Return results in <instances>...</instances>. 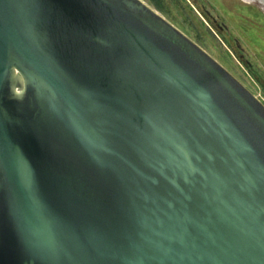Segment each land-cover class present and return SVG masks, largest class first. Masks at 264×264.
<instances>
[{"label":"water","instance_id":"water-1","mask_svg":"<svg viewBox=\"0 0 264 264\" xmlns=\"http://www.w3.org/2000/svg\"><path fill=\"white\" fill-rule=\"evenodd\" d=\"M0 264H264V103L145 0H0Z\"/></svg>","mask_w":264,"mask_h":264},{"label":"rangeland","instance_id":"rangeland-1","mask_svg":"<svg viewBox=\"0 0 264 264\" xmlns=\"http://www.w3.org/2000/svg\"><path fill=\"white\" fill-rule=\"evenodd\" d=\"M264 103V9L244 0H145Z\"/></svg>","mask_w":264,"mask_h":264},{"label":"flooded vegetation","instance_id":"flooded-vegetation-1","mask_svg":"<svg viewBox=\"0 0 264 264\" xmlns=\"http://www.w3.org/2000/svg\"><path fill=\"white\" fill-rule=\"evenodd\" d=\"M244 1H247V2L257 1L258 3H260L261 7L264 9V0H244Z\"/></svg>","mask_w":264,"mask_h":264}]
</instances>
